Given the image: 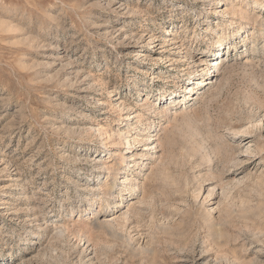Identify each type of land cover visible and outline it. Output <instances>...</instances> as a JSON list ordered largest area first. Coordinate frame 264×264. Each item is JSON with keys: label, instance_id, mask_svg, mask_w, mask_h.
Wrapping results in <instances>:
<instances>
[{"label": "rangeland", "instance_id": "1", "mask_svg": "<svg viewBox=\"0 0 264 264\" xmlns=\"http://www.w3.org/2000/svg\"><path fill=\"white\" fill-rule=\"evenodd\" d=\"M0 264H264V0H0Z\"/></svg>", "mask_w": 264, "mask_h": 264}, {"label": "bare ground", "instance_id": "2", "mask_svg": "<svg viewBox=\"0 0 264 264\" xmlns=\"http://www.w3.org/2000/svg\"><path fill=\"white\" fill-rule=\"evenodd\" d=\"M223 45H224V39L223 38H220V40L218 41V47H219V49L221 48V47H223ZM234 47L236 48V44H234ZM216 50V52H219L220 50ZM225 49V48H224ZM205 55V54H204ZM223 57V56H222ZM214 64V63H213ZM216 65V64H215ZM218 66V65H217ZM207 68H209V66L207 67ZM215 79V78H214ZM196 82H198V83H193L191 80L189 81V83L190 84H198V85H203L204 84V82L202 81V80H199V81H196ZM207 84V83H206ZM208 84H213L214 85V82L213 81H211L210 83H208ZM191 86H188L187 87V91H189V92H193L194 91V88H190ZM113 93H114V91H112ZM176 102V100H174L173 101V103H175ZM186 104V103H185ZM126 116V120H130V115L129 114H127V115H125ZM133 146V145H132ZM131 148V147H130ZM135 156V155H134ZM137 162V161H136ZM126 163H127V161H126ZM130 167H131V164H129V163H127L126 164V166L124 167L125 168V170H130ZM123 168V169H124ZM124 172V171H123ZM127 172L128 171H126L125 172V174H127ZM118 176H119V174H116V179H118ZM126 179V178H125Z\"/></svg>", "mask_w": 264, "mask_h": 264}]
</instances>
